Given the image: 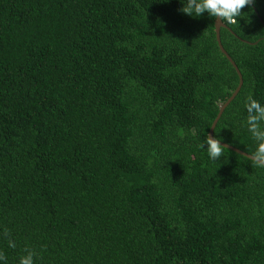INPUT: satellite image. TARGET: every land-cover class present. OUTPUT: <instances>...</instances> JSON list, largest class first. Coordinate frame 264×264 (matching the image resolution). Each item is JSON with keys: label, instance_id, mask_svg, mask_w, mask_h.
<instances>
[{"label": "trees", "instance_id": "trees-1", "mask_svg": "<svg viewBox=\"0 0 264 264\" xmlns=\"http://www.w3.org/2000/svg\"><path fill=\"white\" fill-rule=\"evenodd\" d=\"M181 7L0 0L3 264H264V167L197 146L239 77L215 20ZM242 12L221 28L243 86L214 138L252 155L264 0Z\"/></svg>", "mask_w": 264, "mask_h": 264}, {"label": "clouds", "instance_id": "clouds-1", "mask_svg": "<svg viewBox=\"0 0 264 264\" xmlns=\"http://www.w3.org/2000/svg\"><path fill=\"white\" fill-rule=\"evenodd\" d=\"M182 5L179 12L190 18L197 19L203 14L216 21V28L226 27L228 24L235 23L239 26L240 20L248 21V14L243 13L242 9L246 6L251 9L255 0H178ZM247 117L245 123L251 138L255 141V150L251 160L258 166L264 167V105L259 101L248 98L245 104ZM207 145L205 149L204 146ZM204 151L208 158L216 161L223 156V150L226 149L221 138H212L206 135L203 142L197 145ZM10 246H14L11 245ZM34 253L28 252L27 255L20 257L19 264H34ZM3 257L0 256V264H3Z\"/></svg>", "mask_w": 264, "mask_h": 264}, {"label": "water", "instance_id": "water-1", "mask_svg": "<svg viewBox=\"0 0 264 264\" xmlns=\"http://www.w3.org/2000/svg\"><path fill=\"white\" fill-rule=\"evenodd\" d=\"M215 24H216V21H215ZM224 28V27H223ZM215 32H216V38H217V42H218V45H219V48L221 50V52L226 56V58L229 60V62L231 63V65L234 67L238 77H239V84L237 86V88L235 89V91L232 93V95L229 97V99L220 107L219 109V113L217 115V117L215 118L211 128H210V131H209V136H211L212 138H214V130L216 128V125L219 121V119L221 118L223 112L225 111V109L229 106V104L236 98V96L238 95V93L240 92L242 86H243V77H242V74L238 68V66L236 65V63L232 60V58L230 57V55L227 53V51L224 49L223 45H222V42H221V28L219 30H217L216 26H215ZM223 146L226 148V149H229L231 151H234L235 153L239 154V155H242L248 159H251V156L250 154H247L245 152H243L242 150L238 149V148H235L227 143H224L222 142Z\"/></svg>", "mask_w": 264, "mask_h": 264}]
</instances>
